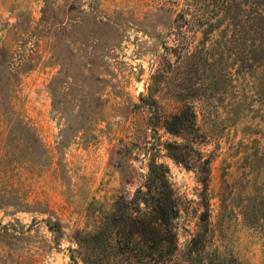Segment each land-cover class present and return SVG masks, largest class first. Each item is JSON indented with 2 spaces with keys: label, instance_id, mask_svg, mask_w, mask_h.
I'll use <instances>...</instances> for the list:
<instances>
[{
  "label": "rangeland",
  "instance_id": "obj_1",
  "mask_svg": "<svg viewBox=\"0 0 264 264\" xmlns=\"http://www.w3.org/2000/svg\"><path fill=\"white\" fill-rule=\"evenodd\" d=\"M184 1L0 0V264H73L90 201L140 184L144 141L160 149L180 203L176 259L188 263L208 205V243L192 264H264L258 99L237 123L228 121L229 96L199 114L197 147L211 161L206 191L195 168L158 146L182 141L162 129L153 139L146 126L142 99L166 116L180 107L172 98L192 102L198 86L173 51ZM124 145L133 149L128 184L109 164Z\"/></svg>",
  "mask_w": 264,
  "mask_h": 264
},
{
  "label": "trees",
  "instance_id": "obj_2",
  "mask_svg": "<svg viewBox=\"0 0 264 264\" xmlns=\"http://www.w3.org/2000/svg\"><path fill=\"white\" fill-rule=\"evenodd\" d=\"M171 31L178 37L173 51L184 60L198 86L191 84L195 93L192 102L182 95V99L172 98L170 101L180 107L166 116L159 112L156 100L142 99L149 115L146 126L153 139L162 129L182 141H165L158 146L176 164L195 168L206 191L211 161L204 159L197 147L199 114L229 96L228 121L237 123L254 112L245 103L257 98L261 107L257 115L264 119V0H185ZM163 73L157 71L158 82ZM143 143L139 152L148 162L146 173L140 174V184L133 192L122 189L90 201L84 227L74 235L77 249L71 250L73 264H77L74 254L82 264H192L208 243L209 209L205 205L200 216L203 231L190 241L188 263L176 259L180 203L168 178V167L157 159L160 149ZM132 151L124 145L110 156L109 164L119 169L125 181Z\"/></svg>",
  "mask_w": 264,
  "mask_h": 264
}]
</instances>
